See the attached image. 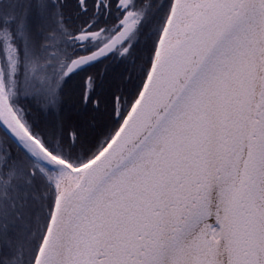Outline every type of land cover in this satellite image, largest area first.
<instances>
[{
	"label": "snow or ice",
	"instance_id": "snow-or-ice-1",
	"mask_svg": "<svg viewBox=\"0 0 264 264\" xmlns=\"http://www.w3.org/2000/svg\"><path fill=\"white\" fill-rule=\"evenodd\" d=\"M0 264H264V0H0Z\"/></svg>",
	"mask_w": 264,
	"mask_h": 264
}]
</instances>
